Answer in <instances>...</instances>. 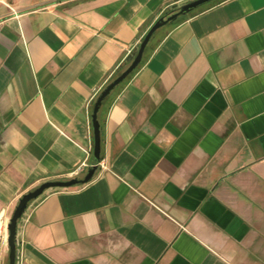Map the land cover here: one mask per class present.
Segmentation results:
<instances>
[{
	"label": "crops",
	"instance_id": "1",
	"mask_svg": "<svg viewBox=\"0 0 264 264\" xmlns=\"http://www.w3.org/2000/svg\"><path fill=\"white\" fill-rule=\"evenodd\" d=\"M186 1L0 0V264L19 199L96 163L97 95ZM99 118L95 175L29 203L16 264H264V0L160 28Z\"/></svg>",
	"mask_w": 264,
	"mask_h": 264
},
{
	"label": "water",
	"instance_id": "2",
	"mask_svg": "<svg viewBox=\"0 0 264 264\" xmlns=\"http://www.w3.org/2000/svg\"><path fill=\"white\" fill-rule=\"evenodd\" d=\"M214 0H189L177 7L176 10L169 14L161 15L147 30L141 39L138 48L136 49L133 57L131 58L129 64L117 74L111 81H109L104 88L97 95L92 109V127L94 132V150L93 156L96 161L91 167L87 170L86 174L83 177H72L69 179H51L42 182L40 185L24 193L19 199L18 204L15 207V210L10 219L8 229V244H9V262L8 264H16L17 261V231L18 223L21 217L23 216L26 208L29 203L34 199L42 195L45 190L52 187H72L80 183H85L90 181L96 173L98 162L101 160V123L99 120V111L104 100L112 93V91L121 84L141 63L146 48L150 43L151 39L155 33L169 22L178 19L180 16H185L191 13L194 10L212 2Z\"/></svg>",
	"mask_w": 264,
	"mask_h": 264
},
{
	"label": "trees",
	"instance_id": "3",
	"mask_svg": "<svg viewBox=\"0 0 264 264\" xmlns=\"http://www.w3.org/2000/svg\"><path fill=\"white\" fill-rule=\"evenodd\" d=\"M217 1H219V0H214V1L208 3V4L204 5V6H207L209 4H213V3L217 2ZM204 6L198 8L197 10H194V11H198V10L202 9ZM176 9H177V7L174 6V7L170 8V9H168L164 14H169V13L173 12ZM194 11H192V12H194ZM133 53H131V55H129V57L118 67V69H116V71L114 72V74L111 76L110 80L113 79L117 74H119L129 64L131 58L133 57ZM99 120H100V118H99Z\"/></svg>",
	"mask_w": 264,
	"mask_h": 264
}]
</instances>
